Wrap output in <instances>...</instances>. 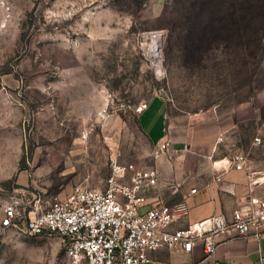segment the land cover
Masks as SVG:
<instances>
[{
  "label": "rangeland",
  "instance_id": "rangeland-1",
  "mask_svg": "<svg viewBox=\"0 0 264 264\" xmlns=\"http://www.w3.org/2000/svg\"><path fill=\"white\" fill-rule=\"evenodd\" d=\"M259 2L0 0V264H65L59 235L3 225L10 203L28 210L77 186L103 188L113 159L156 166L149 137L165 121L154 116L146 132L140 114L153 99L166 101L178 130L229 124L244 102L261 109L264 127V30L246 54L210 28L228 8ZM235 130L241 148L264 139V129Z\"/></svg>",
  "mask_w": 264,
  "mask_h": 264
},
{
  "label": "built area",
  "instance_id": "built-area-1",
  "mask_svg": "<svg viewBox=\"0 0 264 264\" xmlns=\"http://www.w3.org/2000/svg\"><path fill=\"white\" fill-rule=\"evenodd\" d=\"M253 144L264 146L263 137L256 135ZM169 151L170 141L163 140L156 145L155 158ZM213 167L217 182L230 169L244 171L248 178L249 193L230 216L218 214L180 225L190 207L185 198L171 203L159 197L161 175L156 166L113 159L103 188L77 186L64 197L55 196L28 210L10 203L3 225L16 227L22 222L30 235H59L65 245V264H153L152 252L163 248L191 252L198 243L208 257L216 251L220 236L264 234V168L255 166L243 149L215 159ZM197 190L192 187L188 195Z\"/></svg>",
  "mask_w": 264,
  "mask_h": 264
},
{
  "label": "crops",
  "instance_id": "crops-1",
  "mask_svg": "<svg viewBox=\"0 0 264 264\" xmlns=\"http://www.w3.org/2000/svg\"><path fill=\"white\" fill-rule=\"evenodd\" d=\"M167 112L166 101L156 98L141 113L145 118L142 128L146 132L152 128L154 116H162L165 121L166 131L156 141L148 136L154 145L166 139L170 141V151L156 158V167L161 175L159 197L171 203L186 199L190 214L180 225L218 214L230 216L249 193L248 178L244 171L230 169L217 182L214 180L213 161L229 156L234 151L232 149L241 148L236 142L238 133L235 129L239 126L250 125L257 131L264 129L258 122L262 116L261 109L253 102L240 103L229 124L210 119L184 125L180 130L177 125H167ZM222 143L229 147L230 152L221 154L218 149ZM244 143L241 149L250 154L255 166L264 168V146H254L251 137ZM170 155L177 158H170ZM180 182L183 184L179 187L169 186ZM192 187L198 190L188 195ZM230 191H235V194ZM219 238L220 244L211 256L206 257L202 244L198 243L191 252L169 248L152 252L151 257L156 261L153 264H264V234L261 237Z\"/></svg>",
  "mask_w": 264,
  "mask_h": 264
},
{
  "label": "trees",
  "instance_id": "trees-1",
  "mask_svg": "<svg viewBox=\"0 0 264 264\" xmlns=\"http://www.w3.org/2000/svg\"><path fill=\"white\" fill-rule=\"evenodd\" d=\"M227 13L226 23L214 22L210 26L211 30H227L228 43L241 42L246 54H252L251 44L257 43L259 46L262 43V37L255 30H264V0L259 3H240L236 9L228 8ZM231 52L234 53L233 50Z\"/></svg>",
  "mask_w": 264,
  "mask_h": 264
}]
</instances>
